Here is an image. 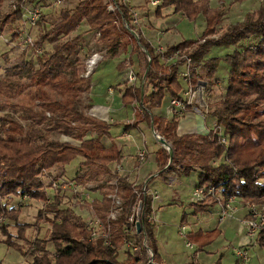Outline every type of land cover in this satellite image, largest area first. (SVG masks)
<instances>
[{
	"label": "trees",
	"instance_id": "16d2710c",
	"mask_svg": "<svg viewBox=\"0 0 264 264\" xmlns=\"http://www.w3.org/2000/svg\"><path fill=\"white\" fill-rule=\"evenodd\" d=\"M3 1L0 0V5ZM22 4L23 0H16L13 8L0 16V33L21 18ZM107 4L108 0H78L73 7H60L57 19L34 44L41 48L45 41L52 42L53 49L38 53L34 60L10 65L0 74V98L18 94L26 87L28 95L27 102L13 110L16 115L0 114V213L6 218L0 225L4 234L1 241L22 255H29L30 264H163L154 222L148 220V214L152 213V197L147 192L138 194L126 177L118 175L116 184L107 185L109 190H103L100 198L90 202L94 214L105 223L111 205L109 191L117 188L121 204L117 217L110 220L108 242L102 236L92 237L82 217L71 208L61 206V195L55 193L53 199L47 201L45 170L56 166L64 168L66 163L80 156L75 178L80 182L99 179L112 174L110 164L122 156L109 132L110 123L79 106L81 96L90 87V82L81 75L84 64L80 51L85 39L81 33L73 34L82 22L99 34L108 58L118 57L128 50L131 56L141 47L148 52L150 64L144 78V91L129 84L123 88L124 104L137 101V106L141 103L144 107L143 110L135 107V117L124 123V129L146 120L170 142L172 155L162 144L155 150L158 170L163 172L169 166H182L184 173L197 172L195 185L214 186L222 189L225 196L234 193L243 201H264V114L261 116L258 109L264 105V5L246 13L242 21L215 39L208 36L216 33L224 14L221 7L210 8L208 0H161L157 7L159 12L160 7L171 6L174 12H181L189 19L199 14L204 16L201 42L186 39L165 50L169 55L178 49L192 48L188 54L193 64V84L201 73L207 83L211 82L221 60L228 65L224 93L209 110L215 125L221 126L227 136V143H222L213 130L180 133V117L162 115L160 109L166 95L179 96L183 88L179 76L181 61L167 65L161 62L160 55L154 52L141 32L135 39L123 25L124 20L132 29L128 5L120 0L118 10L112 12ZM13 33L16 36L15 31ZM250 36L257 37L256 42L241 45L239 50L223 58L205 57L212 46H237ZM22 79L26 82L22 83ZM5 106L0 100V110ZM52 133H63L77 141L52 137ZM23 194L45 203L35 220L37 226L40 221L49 223L43 236L28 238L26 228L32 223L20 222L17 219L20 207L6 200ZM138 200L143 201L140 232L136 231L135 214L133 220L128 219ZM214 202L215 199L208 195L192 200L190 205L197 213L206 211ZM186 216L185 212L181 214V222ZM7 220H13L17 232L8 229ZM214 230L197 229L186 234V238L195 240L198 247L185 264H221L220 257L213 263L195 259L197 250L203 249ZM127 239L138 249L133 251L132 247H127L125 258L120 259V247ZM49 242L52 249L47 246ZM149 251L152 256H148Z\"/></svg>",
	"mask_w": 264,
	"mask_h": 264
},
{
	"label": "rangeland",
	"instance_id": "374dc122",
	"mask_svg": "<svg viewBox=\"0 0 264 264\" xmlns=\"http://www.w3.org/2000/svg\"><path fill=\"white\" fill-rule=\"evenodd\" d=\"M15 1L16 0L3 1L0 5V16L12 9ZM77 1L78 0H63L60 6H55L53 5L55 0H37V3L41 4L44 9L41 22L39 21L40 23L38 22L36 26L29 29V33L31 34L34 43L40 39V35L43 34V31H47L50 28L52 22L57 19V13L60 7H73ZM146 2L147 0H145L144 4L142 1L134 2L132 0V3L134 4L132 7L126 4L130 8V11L132 10L136 13L135 17L132 13L129 23L131 24L132 30L136 33L137 37V33L141 32V27L144 29L145 26L146 31H150L152 30L151 24L153 23L155 26L154 30L156 31H152L154 33L152 34V43L148 41L153 47L161 46L166 48L168 45H173L186 39H195L201 42V34L205 30V19L202 14H199L194 19H189L185 16H181V14L178 12L173 13L171 10L165 9L162 10V12L168 14L167 18L160 16L157 17L155 16V8H149ZM26 3L27 0H23V6ZM137 3H140V5L137 6ZM261 5H264V0H208V6L210 8L221 7L224 12L220 23L216 27V33L214 35L208 36V38H217L218 35L224 32L227 28H230L231 26L235 25V23L242 21L243 19L239 21L242 16L244 18L246 13L258 9ZM149 17L152 18L150 19L152 23L149 22ZM21 19L22 18L13 23L10 28L8 27L0 33V74L3 73L6 67H9L13 64H19L22 61L28 59L34 60L38 55L35 52L37 49L35 46H25L20 41L18 42L17 34L16 36L13 35V31H15V29L20 25L22 21ZM77 33H81L85 39V43L83 44V47L80 51V58L84 64V70L82 71L81 75L87 78V80L90 82L89 89L81 96L79 106L84 108L86 112L93 114L92 112L95 109V105H105L106 102L110 101V97L106 99L105 95H113L114 99L119 102V96L123 94L124 86L129 84L126 80V73L130 67L133 69L137 77L134 87H140L144 91L145 83L142 84L141 80L147 68L146 59L148 58L145 55L142 47L139 51L132 54L131 56L130 51L128 50V52L122 53L118 57L108 58L105 47L99 38V34L95 31L89 30L85 22H82L73 34ZM62 39L64 40L65 38ZM256 40L257 37L255 36H250L246 39H243L240 41L239 45L234 46L236 48H233L234 50L232 52L239 50L237 48H240L241 45L254 43ZM53 44L54 43L52 42L45 41L41 45L42 52L40 53L50 52L53 49ZM230 48L231 46H212L205 57L223 58L226 54L230 53ZM191 50L192 48L190 47L188 50L185 49L184 51L189 53ZM93 53L102 55V59L98 62L96 68H94L92 72L85 76L86 60ZM126 59L130 60L129 65H126ZM168 63L170 62H166L165 64L167 65ZM227 68L228 65L221 60L215 73L222 79L221 86L212 82L213 80L209 83H201L200 81L207 80H205L203 77V73L200 72L201 74L194 84L197 89L196 97L193 103L189 106V109L184 113L191 109H196V106L202 111L211 110L213 103L223 95L224 88H226ZM21 82H26V79H22ZM180 82L182 87H184L183 82L181 80ZM109 88H111V94L108 92ZM27 97V87L18 94L11 93L7 97H1V102L4 104V106H6L0 110V114L11 113L12 115H16L17 113L13 110L18 109L23 103L27 102ZM136 104L134 107L132 104H130L131 114L130 116H126L129 122L134 119V108L137 107ZM165 107L166 103L161 107L164 113ZM258 109L262 116L264 114L262 112L264 111V105ZM128 112L130 113V111H127V113ZM184 113L180 116L182 117ZM208 113L209 111H206V114ZM51 136L59 139L67 138L66 134L63 133H52ZM154 137L156 140H158L155 135ZM144 138L150 143L152 138L150 129L144 131ZM69 140L77 141L72 137L69 138ZM105 142L108 143L109 141L105 139ZM145 158L146 154L143 160ZM79 160L80 156H76L70 162L66 163L65 168L56 166L50 169V171L45 170L43 173V179L46 185H49L51 180L60 177L73 180V182L79 186V190L74 191L72 188H66L64 193L61 194V206L69 207L74 212L76 211L75 213L77 215L88 219V217L90 218L91 216L95 215L90 204L91 200L96 197L100 198L103 190H109L107 188L109 186L107 185L113 184L115 174L112 173L109 175H103L99 179H89L80 182L75 178L76 171L79 168ZM151 167L152 161L149 160L147 163V168ZM181 168L182 166H175V172H183ZM185 174L180 177L179 182L177 181L178 183H176V185H174L173 181V187H175L173 191H170L168 187L164 188L163 191L166 193V195H169L168 192H175L174 196L176 201L167 205L164 210L158 212L157 216L155 215L156 222H163V225H165L161 226V229L158 231V234L157 236L155 235V237L157 240L159 253L161 254L160 257L166 264H183L184 259L187 256L190 257L193 254V251H195L198 247L195 240H192V247H187L185 244L186 234H188L190 231V222L187 221L188 215L186 216L185 221L181 222V214L183 213L182 207H185L182 205L188 201H191L190 195L193 187L195 186L192 185L193 183L191 180L196 178V176L194 177V173L190 175ZM109 181L113 182L111 183ZM169 181H171V179H168V182ZM102 183L103 185H99ZM141 186L142 184H139L138 186L135 185V188ZM111 192L112 190L109 191V194ZM6 200L10 203H13L16 207H20V212L17 216V219L20 222L25 221L32 223L26 228V234L28 238L32 239L45 234V230L47 227H49V223L40 221L38 222V226L35 224L38 210L44 207L45 203L43 200L34 199L31 197L19 198L18 196H11V198H7ZM213 206L218 210L219 206L217 204L214 203ZM238 206H240V204H238ZM243 212V207L238 208L230 215H227L221 219L219 218V212L216 210L210 212L209 214H204V217L200 215L202 217L199 220L200 225L202 227L209 228V230H215L213 231L211 239L207 242L204 248L197 250L196 257H199L201 260L206 262H214L220 257L221 264H264V247L258 243L252 244L251 248L247 249L248 260L245 262H237L234 257L236 255H233L234 253L232 247L239 244L238 242L242 239L245 232V230L240 229L239 222V218H241ZM194 219L195 217L192 218V221ZM7 221L9 222L8 229L13 233L17 232V227L13 224V220ZM182 225L185 226L183 229H181ZM179 230H183L185 232V236H182L179 233ZM202 232L204 231L202 230ZM3 236L4 234L0 230V264H30L31 257L29 255L20 254L15 248L1 241ZM47 246L52 249L51 242H49ZM127 247L129 246L126 244L120 247V259L125 258ZM132 250L135 251L134 249Z\"/></svg>",
	"mask_w": 264,
	"mask_h": 264
},
{
	"label": "built area",
	"instance_id": "2783aa9c",
	"mask_svg": "<svg viewBox=\"0 0 264 264\" xmlns=\"http://www.w3.org/2000/svg\"><path fill=\"white\" fill-rule=\"evenodd\" d=\"M120 0H108L107 9L109 11H117L118 10V2ZM124 4L125 1L121 0ZM61 2L63 0H55L54 4L55 6H60ZM157 0H152L151 4H156ZM44 7L41 4H38L37 1H29L27 0V3L23 6L22 4V16H21V23L18 26V28L15 29V33L18 37V42L20 41L25 46H32L34 47V41L29 33V29L31 27H34L37 25V23L40 21L41 15L43 14ZM130 10V8H129ZM130 13H133V16H136V13L134 11H130ZM133 17V20H134ZM123 25L129 30L133 31L129 28L128 23L123 20ZM135 33V32H134ZM153 47V46H152ZM154 52L158 53L160 55L161 62H174L177 60L181 61L180 64V71L179 76L181 81L184 84V87L182 88L179 96H169L168 102L166 103L165 112L166 115L170 116H180L185 111L189 109V106L193 103L195 97H196V87L192 83V59L188 53H186L184 50L178 49L173 51L171 54L166 55V48L158 46L153 47ZM35 52L38 54L42 52L41 48H37ZM102 59V55L98 53H93L89 56V58L86 60V72L85 76H87L90 72L96 68L98 62ZM130 60L126 59V65H129ZM126 80L128 81L129 85L134 86L135 82L137 81V77L133 69L128 68V71L126 73ZM141 83H144L143 78L141 80ZM108 92L111 94V88L108 89ZM139 110H143V105L140 103L139 106H137ZM94 111L92 112L94 115L105 119L107 122H111L114 119L111 117H107L105 112L101 110L102 108L100 106L94 107ZM135 111V108H134ZM155 130V129H154ZM211 130L217 132L218 139L222 143H227V136L224 133V130L221 126H213L212 128H209L207 132H210ZM153 132V130H152ZM153 134L158 138L160 134L155 130ZM67 138H71L70 136L66 135ZM146 154V149L144 147L137 150V158L139 160H143L144 156ZM119 169V166L116 167V171ZM233 179V177H232ZM117 179L115 178L113 184H116ZM134 185V184H133ZM135 186V185H134ZM66 188L73 189L74 191L79 190V186L76 185L73 180L67 179V178H56L49 182V185H46V189L48 190L47 195V201H50L53 199V195L55 193L61 195L64 193V190ZM135 191L139 194L141 192L146 193V187L145 184H143L141 187L135 188ZM191 200H200L204 197L211 195L215 199V204L219 206L218 212H219V218H223L227 215H230L234 211H236L238 208H244V212L239 218L240 222V228L245 230L243 239L240 240L237 246H233L232 250L234 255L242 261L245 262L248 260V254L247 249L250 245L258 243L262 247H264V201L262 202H250V201H243L242 198L234 193L228 194L225 196L223 194L222 189L215 188L214 186L204 187L201 185H195L193 187V190L191 192ZM111 198V205L108 210L107 216H106V222L104 223L98 216L94 215L91 216L88 219L82 218L85 222V226L90 229L91 236H102L105 238V242H108V238L111 234V223L110 220H113L117 217L118 212L120 210V204L121 200L117 193V188L114 187L112 192L109 194ZM19 198H26L29 197L27 194H23L18 196ZM237 202V203H236ZM240 204V206H238ZM134 214L136 216V207L133 208L132 213L129 215L128 219L133 220ZM136 218H138L136 216ZM5 215L3 213H0V225L5 221ZM136 220V219H135ZM148 220H152L151 214H148ZM185 226L182 225L181 229H183ZM179 233L182 236H185V232L183 230H179ZM145 242V239H144ZM125 244L127 246L132 247L135 251H137L138 246L134 245L131 239L125 240ZM185 244L187 247H192L193 242L186 238ZM148 256H152V253L149 251Z\"/></svg>",
	"mask_w": 264,
	"mask_h": 264
},
{
	"label": "crops",
	"instance_id": "0c3cea01",
	"mask_svg": "<svg viewBox=\"0 0 264 264\" xmlns=\"http://www.w3.org/2000/svg\"><path fill=\"white\" fill-rule=\"evenodd\" d=\"M124 1L129 6H131V7H132V5L134 6V4L132 3V0H124ZM133 1L134 2L135 1H137V2L142 1L145 4V0H133ZM151 1L152 0H147L146 3L149 6V8H151V7L155 8V16H157V17L160 16L163 18H167L168 14L162 12V10H165V9H169L173 13H176L173 11V8L171 6L160 7L159 12H158L157 7L160 6L161 0H157L156 4H151ZM137 4H138L137 6L140 5V3H137ZM133 9H135V8H133ZM178 13H180L181 16L184 17L183 13H181V12H178ZM150 19H152V18L149 17V22H151ZM242 19H243V16L239 19V21ZM151 29L152 30H150V31H146L145 26H144V29L141 27V34L150 43H152L151 42L152 34H154L152 31H156V30H154L155 26L153 25V23L151 24ZM168 46H170V45H168ZM233 48H236V47L231 46L230 53H232V51L234 50ZM237 49H239V48H237ZM227 74H228V68H227ZM200 82L205 83L206 81L202 80ZM213 82L215 84L217 83L221 86L222 79L218 75L215 74L213 77ZM224 90H225V88H224ZM210 92H212V91H210ZM109 97H110V101L106 102L105 105L98 104V105H95V107L100 106L102 108L101 110H103L105 112L104 114H106L107 117H111L114 119L113 121L109 122L110 123L109 132L112 135V137H113L115 143L117 144L118 148L120 149L122 156L119 159V161H112V163L110 164L111 170H112L113 174H115V177L118 175L124 176L136 186H138L139 184L140 185L145 184L147 193L150 194L152 197V201H151L152 213H151V216H152V220H153L154 225H155L154 226L155 227V235L157 236L158 231L161 229V226H165V225H163L164 224L163 222L157 223L155 215L157 216L158 212L164 210L167 205L172 204L176 201V198L174 196L175 192H173V193L168 192L169 195H166V193H164L163 190H164V188L168 187L170 191H173L175 189V187H173V186L179 182L180 177L185 173L184 172H178V173L175 172L176 170L172 166H169L163 172L158 170V165L155 161V150L159 147V145L161 143L158 140H156L154 137V134L152 132V127H151V122L148 123L146 120H140L136 125L128 128V129H124V123L129 121L128 118H126V116L127 115L130 116V114H131L130 104H124L122 102V95L119 96V102H117L114 99L113 95H105L106 99ZM168 99H169V95H166V100L162 104V106H164V104L168 102ZM136 103H137V101H134L131 104L134 107ZM137 105L138 104H136V106ZM195 108L197 110L191 109L188 112L184 113V115L182 117L180 116L179 123H178V131L180 133L192 132V131L200 132V133H207L208 129L212 128L215 125V118L212 115H210L209 113L206 114V111L208 112L209 110H205V111L203 110L202 111L197 106ZM127 111H130V113L129 112L127 113ZM160 112L162 113L163 116L170 117V115H166V112L165 113L163 112L162 108L160 109ZM147 129H150V132H151L152 138L150 140V143L147 142V140L144 138V131ZM139 140H140V142H139ZM142 147L146 148V158L144 160H139L136 157V153H137V150H139ZM149 160L152 161V167L151 168H147V163ZM117 166H119V169L116 171ZM192 173H194V177L197 174L196 171H191L185 175H190ZM115 177H114L113 181L115 180ZM168 179L169 180L171 179V181L168 182ZM113 181H109V182L112 183ZM173 181H174V185H173ZM191 181L193 183L192 185L194 186L196 184V178H194ZM190 196H192V194ZM190 200H191V198H190ZM191 201H188L189 203L186 202L182 205V206H185V207H182V211L185 212L186 215H188L187 221L190 222V231H195L198 228L202 229L204 232L209 230V228L202 227L199 223V220H200V218H202L201 216H203L204 214H209L212 211H215V210L218 211V210L216 208H214V206H211L206 211L195 214L193 212L192 206L190 205ZM194 217H195V219L192 221V218H194ZM242 239H243V237H242ZM251 246L252 245H250L248 247V249L251 248ZM192 257H193L192 255L190 257L187 256L184 259L183 264L188 262ZM234 257H235L237 262L238 261L241 262L236 256H234ZM195 259L198 261L206 262L204 260H201L199 257L197 258L196 254H195ZM162 262H163V264H166L163 260H162ZM207 263H213V262H207Z\"/></svg>",
	"mask_w": 264,
	"mask_h": 264
},
{
	"label": "water",
	"instance_id": "95a60500",
	"mask_svg": "<svg viewBox=\"0 0 264 264\" xmlns=\"http://www.w3.org/2000/svg\"><path fill=\"white\" fill-rule=\"evenodd\" d=\"M131 33H132V35H133L134 37H136V39H138L136 33H134L133 31H131ZM144 52H145V54H146V56H147V58H148V65H147V68H146L145 73H144V75H143V81H144L145 75H146V73H147V71H148L149 64H150V63H149V60H150V59H149L148 52H147L146 50H144ZM142 84H143V83H142ZM141 91L143 92V89H142ZM151 127H152L153 132H155L152 123H151ZM157 139H158V141H159L162 145H164V146L170 151V155H172V147H171L170 142L167 141V140H166L164 137H162L161 135L158 136ZM142 203H143L142 200H138L137 205H136V216H137L138 218H136V220H135V226H136V231H137V232H140V231L142 230V220H143Z\"/></svg>",
	"mask_w": 264,
	"mask_h": 264
}]
</instances>
